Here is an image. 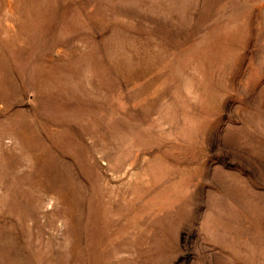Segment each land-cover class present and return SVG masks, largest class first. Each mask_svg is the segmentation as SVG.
Returning a JSON list of instances; mask_svg holds the SVG:
<instances>
[{
	"label": "rangeland",
	"instance_id": "rangeland-1",
	"mask_svg": "<svg viewBox=\"0 0 264 264\" xmlns=\"http://www.w3.org/2000/svg\"><path fill=\"white\" fill-rule=\"evenodd\" d=\"M0 264H264V0H0Z\"/></svg>",
	"mask_w": 264,
	"mask_h": 264
}]
</instances>
